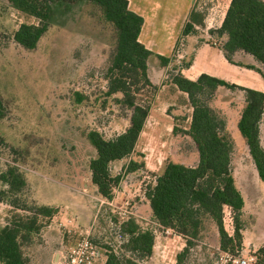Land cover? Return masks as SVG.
<instances>
[{
	"label": "rangeland",
	"instance_id": "rangeland-1",
	"mask_svg": "<svg viewBox=\"0 0 264 264\" xmlns=\"http://www.w3.org/2000/svg\"><path fill=\"white\" fill-rule=\"evenodd\" d=\"M225 2L218 0L220 7ZM200 3L198 11H203L214 0ZM219 15L217 12L211 18L216 21ZM22 23L36 21L12 8L7 0H0V98L6 110L0 121V135L5 142L0 150V169L16 168L25 183L17 196L10 194L11 198H6L3 191L7 186L0 182V202L13 207L9 201L14 200L20 206L34 209L27 214L13 207L8 210L9 221L16 217L24 221L37 217L33 199L60 204L61 207L51 208V215L58 217L60 212L63 219L53 223L55 233L62 237L56 261L53 253L41 256L49 241L42 242L37 235L35 244L25 248L28 264H58L60 253L67 251L80 232L98 247L100 261L104 263L110 252L132 257L136 264H217L222 250L255 253L258 247L236 240L233 214L228 207L222 210V225L231 239L226 249L220 247L215 223L205 218L198 239L192 241L180 259L177 257L183 252L185 240L173 233L166 234V228L152 220L145 189L153 183L155 175L168 162L194 166L198 161L195 145L183 132L190 123V105L166 87L169 84L165 83V77L155 80L156 89L148 93L150 109L135 146V151L142 155L144 168L128 173L125 170L128 159L111 163V175L118 176L119 181L112 188L109 200L99 196L91 184L88 168L95 151L85 135L96 130L109 139L127 125L120 106L112 97H105V69L116 44V32L96 6L71 5L66 15L56 17L36 48L28 51L12 38ZM183 55L177 59L171 57L167 72L187 62L191 51ZM149 63L160 64L155 57H150ZM215 100L211 106L221 113L222 109L214 106ZM220 115L226 119L225 114ZM243 158L238 154L234 161L245 163ZM237 188H241L246 205L240 217L242 225L248 226L250 232L261 231L264 212L261 202L253 200L254 188L245 184ZM70 189L74 191L72 194ZM3 209L0 205V211ZM42 217L39 216L40 221L35 225L36 233L52 224L49 218ZM130 219L153 233L149 257L137 259L125 248L127 238L121 227Z\"/></svg>",
	"mask_w": 264,
	"mask_h": 264
},
{
	"label": "trees",
	"instance_id": "trees-1",
	"mask_svg": "<svg viewBox=\"0 0 264 264\" xmlns=\"http://www.w3.org/2000/svg\"><path fill=\"white\" fill-rule=\"evenodd\" d=\"M7 2L15 10L36 21L20 24L12 34L13 41L28 51L36 48L40 38L56 22V17L66 15L71 5L89 3L96 6L103 19L114 28L116 44L110 52L105 69V97H112L113 102L120 106L127 125L121 133L109 139L96 130L85 135L95 151V156L88 163L91 184L99 196L109 200L112 188L119 181L118 176L111 175V163L128 159L125 168L128 173L144 168L142 155L135 151V146L149 113L148 95L156 89L155 80L161 78V70L168 68L171 57L155 55L138 41L143 19L129 10L127 0ZM201 21V15L191 14L189 22L184 26L183 35L196 34L192 23L202 26ZM205 41L216 43L229 63L254 70L264 77V0H230L221 26L209 29ZM150 57L157 58L160 64H150ZM247 57L251 61H247ZM191 61L189 57L187 62L172 71L166 70L165 83L176 86L187 96L191 115L188 128L183 132L195 145L198 161L194 166L166 163L163 170L155 175L153 183L145 189L152 220L163 228L173 229L185 240L183 252L177 259L188 251L192 241L198 239L205 218L215 223L220 247L226 249L231 239L227 237L222 225L223 207L231 209L234 236L237 241H242L245 226L240 217L243 215L244 201L232 176L234 141L231 133L226 130L227 118L220 115L224 113L211 106L221 87L241 94L243 106L238 113L236 130L245 141L259 179L264 181V148L260 144L264 92L241 88L204 74L194 81L189 80L181 74V69L188 67ZM117 94L119 97H114ZM5 115V106L0 98V121ZM4 146L5 142L0 135V150ZM0 182L7 186V190L3 191L6 198L10 194L17 196L25 186L16 168L11 166L0 169ZM9 203L14 208L34 210L20 206L14 200ZM36 206L37 214L51 215V208ZM36 218L30 217L24 221L16 217L9 225L0 228V264H28L25 248L35 244L33 232L37 230ZM121 233L127 238L125 248L133 257L142 259L150 256L154 241L151 231L141 229L130 219L122 225ZM255 253L259 262L264 264V245L258 247ZM130 258L110 252L105 264H136Z\"/></svg>",
	"mask_w": 264,
	"mask_h": 264
},
{
	"label": "crops",
	"instance_id": "crops-1",
	"mask_svg": "<svg viewBox=\"0 0 264 264\" xmlns=\"http://www.w3.org/2000/svg\"><path fill=\"white\" fill-rule=\"evenodd\" d=\"M200 1L201 0H127L129 10L143 19L138 41L153 54L164 57H172L175 59L182 58L184 56L183 54L191 51V64L188 67L181 69V74L189 80L194 81L200 75L204 74L241 88L264 92V77H261V75L254 70L229 63L216 43H207V41H205V36H207V31L209 29H218L221 26L230 0H226L225 4L221 7L219 6L218 0H214V3H212L210 7L206 9L204 8L206 12L204 10L198 11L201 4ZM217 12H219L220 15L218 19L214 21L211 16H214ZM191 14L201 15V23L203 25L201 26L200 24L192 23L193 28L197 33L183 35L184 26L189 22ZM198 32L202 34H199ZM247 61H251V59L247 57ZM166 70L167 68L160 71L161 78L165 77ZM166 87H168L175 95L180 94L182 100H187L186 94L180 92L176 86L169 84ZM214 106L221 108L226 115V130L231 133L234 141V156L238 154L244 156L243 159L245 160V163H235L233 159L232 176L234 184L237 185L238 183L237 187L241 184L248 185L249 187L252 186L255 191V198L253 200L261 202L260 206L262 212H264V181L259 179L255 166L248 155L245 141L239 135L235 126L238 119V113L243 106L241 94L228 91L221 87L217 90ZM260 144L262 148H264V118H262L260 123ZM238 190L242 196L241 188ZM73 192L74 191L71 190L70 194ZM242 198L244 201V211L246 205L243 196ZM33 201L35 202V205L47 208L61 207L60 204L56 202L40 203L34 199ZM0 205L5 208L0 211L1 228L9 225L10 221L7 217L11 212L9 213L8 210L11 208L13 209V207H10L4 202H0ZM14 209L15 211L29 213L27 210ZM60 215V212L57 213L58 217H56L55 214L50 216L37 215L36 223L40 221L39 216H43L47 219L49 218L52 224L50 223L45 231H43L45 228L43 227V230L37 231V233L33 232V235H38L42 242L47 243L49 241V246L47 245L48 249H42V255H39L45 257L46 253H53V259L55 261L60 249L58 246L60 245L61 247L62 237L55 233L53 228H55L56 225L53 223L56 222V220L57 222L63 220ZM242 242L243 244L252 245L254 247L264 245V228H262L261 231L254 229V231L250 232L248 226H245V229L242 232ZM51 246L54 248L52 249Z\"/></svg>",
	"mask_w": 264,
	"mask_h": 264
},
{
	"label": "built area",
	"instance_id": "built-area-1",
	"mask_svg": "<svg viewBox=\"0 0 264 264\" xmlns=\"http://www.w3.org/2000/svg\"><path fill=\"white\" fill-rule=\"evenodd\" d=\"M166 234L173 233L181 239L173 229L166 228ZM58 264H105L100 261L98 247L89 239L87 235L79 233L76 241L67 248L65 253H60ZM217 264H261L256 253L237 250H222L218 254Z\"/></svg>",
	"mask_w": 264,
	"mask_h": 264
}]
</instances>
